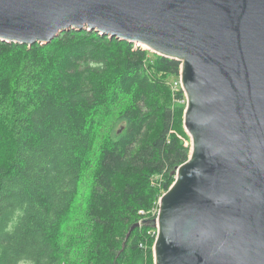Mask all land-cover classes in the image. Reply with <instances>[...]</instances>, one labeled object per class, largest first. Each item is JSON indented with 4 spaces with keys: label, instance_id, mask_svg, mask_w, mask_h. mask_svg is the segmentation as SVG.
Instances as JSON below:
<instances>
[{
    "label": "trees",
    "instance_id": "obj_1",
    "mask_svg": "<svg viewBox=\"0 0 264 264\" xmlns=\"http://www.w3.org/2000/svg\"><path fill=\"white\" fill-rule=\"evenodd\" d=\"M179 70L94 31L0 41V264L152 258L157 202L190 154Z\"/></svg>",
    "mask_w": 264,
    "mask_h": 264
},
{
    "label": "water",
    "instance_id": "obj_2",
    "mask_svg": "<svg viewBox=\"0 0 264 264\" xmlns=\"http://www.w3.org/2000/svg\"><path fill=\"white\" fill-rule=\"evenodd\" d=\"M71 30L180 62L190 154L159 199L154 264H264V0H0L1 42Z\"/></svg>",
    "mask_w": 264,
    "mask_h": 264
},
{
    "label": "rangeland",
    "instance_id": "obj_3",
    "mask_svg": "<svg viewBox=\"0 0 264 264\" xmlns=\"http://www.w3.org/2000/svg\"><path fill=\"white\" fill-rule=\"evenodd\" d=\"M135 45V47H142L143 49H146L145 47H143V46H140V45H137V44H134ZM157 55V54H156ZM180 71V70H179ZM167 84L170 86V87H172V89H175L176 87H180V89H181V83H180V77H179V74H178V76H177V78H172V79H169L168 80V82H167ZM185 96V95H184ZM185 106H184V110H185V107H186V98H185V104H184ZM183 116H184V112H183ZM121 126V123L120 124H118L117 125V129H119V127ZM183 126V129H184V132L186 133V131H185V128H184V125H182ZM173 132V131H172ZM186 136L188 137L187 138V140H185V144L187 145V144H189V146H191V140H190V137H189V135L186 133ZM159 181V180H158ZM81 192H83V194L85 195V192H86V187H84L83 189H82V191ZM164 194V193H163ZM162 194V195H163ZM161 195V196H162ZM85 198V197H84ZM84 198H80L79 200H78V202H80V201H82V200H84ZM160 199V198H159ZM158 205H159V200H158V202H157V208H156V210L155 211H157L158 210ZM154 211V212H155ZM157 216V215H156ZM156 232H157V230H156ZM154 245V244H153ZM150 262H151V264H154V258H153V256H152V258L151 259H149L146 255L145 256H142V259H140L138 262H137V264H150Z\"/></svg>",
    "mask_w": 264,
    "mask_h": 264
},
{
    "label": "built area",
    "instance_id": "obj_4",
    "mask_svg": "<svg viewBox=\"0 0 264 264\" xmlns=\"http://www.w3.org/2000/svg\"><path fill=\"white\" fill-rule=\"evenodd\" d=\"M141 212V211H140Z\"/></svg>",
    "mask_w": 264,
    "mask_h": 264
}]
</instances>
